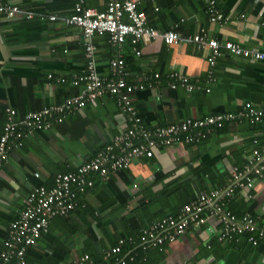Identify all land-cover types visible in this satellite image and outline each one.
<instances>
[{
    "label": "crops",
    "instance_id": "0c3cea01",
    "mask_svg": "<svg viewBox=\"0 0 264 264\" xmlns=\"http://www.w3.org/2000/svg\"><path fill=\"white\" fill-rule=\"evenodd\" d=\"M5 1L36 18L12 19L0 14V137L8 108L22 117L78 95L82 86H74L72 79L87 64L82 30L63 20L73 13L76 0ZM216 1L228 17L225 24L210 22L209 0H143L139 8L149 25L160 32L177 25L181 36L188 38L204 30L220 43L264 52V0ZM107 2L87 0V6L103 11ZM42 15L58 20L41 21ZM94 43L97 71L109 77L115 54L105 36H96ZM137 48L140 56L128 40L120 53L128 82L150 79L154 83L153 89L133 96L149 130L219 113L238 114L247 103L264 107V61L252 62L224 51L216 59L212 82L208 75L213 54L208 47L193 42L169 46L159 38L143 41ZM174 72L198 81L199 89H171L168 76ZM157 73L160 80L154 77ZM60 78L65 82H58ZM127 127L117 98L106 94L97 107L87 106L50 130H35L21 148L12 151L0 182V252L10 225L20 217L24 200L35 187H51L59 173L75 172ZM255 140L264 149V122L240 120L198 144L160 148L152 158L136 159L129 169L107 180L96 178L95 186L77 197L78 206L71 215L51 221L49 232L28 250L27 264H75L85 254L98 264L106 250L129 237L136 239L134 250H141L127 264H264V240L257 247L246 238L220 241L221 223L216 217L192 225L162 250H143L137 242L143 230L178 215L199 195L213 191L234 189L231 196L224 195L212 204L222 201L237 216L264 214V177L255 180L250 193L236 186L233 177L244 171Z\"/></svg>",
    "mask_w": 264,
    "mask_h": 264
},
{
    "label": "built area",
    "instance_id": "2783aa9c",
    "mask_svg": "<svg viewBox=\"0 0 264 264\" xmlns=\"http://www.w3.org/2000/svg\"><path fill=\"white\" fill-rule=\"evenodd\" d=\"M142 1L108 0L106 9L101 11L89 8L87 0H76L73 13L63 20L69 26L80 28L84 36L87 64L81 74L74 75L72 79L74 86H82L81 92L61 104L46 106L40 111L28 112L22 117H19L13 108L6 110V121L0 137V182L11 152L21 148L25 139L35 130H50L87 106L97 107L99 99L106 94L117 98L119 108L126 115L128 127L104 150L78 167L75 172L59 173L51 187L40 185L28 194L20 217L9 227L7 239L0 252V264H27L28 249L35 247L49 231L50 220L74 212L78 206L77 195L85 193L88 188H93L96 178L107 180L112 174L129 169L136 159L152 158L160 148L183 143L198 144L228 124L240 120L254 124L264 122V107L247 103L244 110L238 114L219 113L203 119H189L177 125L149 130L134 106L133 96L138 91L153 89L154 83L150 79H144L142 83L137 84L128 82L126 62L120 53L128 40L134 47L135 54L139 56L141 55V51L137 48L139 43L159 38L169 46L193 42L201 48L208 47L213 54L209 58L208 75L212 82H215L216 59L224 51L252 62L264 61V52L246 49L231 42L220 43L217 39L210 38L204 30L188 38L181 36L177 25L168 31L160 32L149 25L146 13L140 10ZM206 12L211 23L225 24L228 21V17L219 9L216 0H209ZM0 14L12 19L36 18L33 13L5 0H0ZM39 19L55 22L58 17L42 15ZM96 36H105L115 54L110 61L109 77H102L97 71L98 47L94 43ZM49 77L53 78L52 75ZM154 77L156 80L161 79L158 73ZM168 78V85L173 90L184 88L194 92L199 89L198 81L194 82L183 73L174 72ZM57 81L65 82L61 78ZM254 144L255 148L244 171H237L233 176L236 186H241L248 193L254 189L255 180L264 177V149L258 147V140H255ZM233 192L232 188L224 192L213 191L210 194L199 195L178 215L165 217L143 230L138 237L139 246L143 250L152 247L162 250L167 242L176 241L192 225L205 224L210 216L218 218L221 223L220 241L232 242L246 238L252 246L257 247L264 240V214L246 213L237 216L222 201L212 204L224 195L231 196ZM249 198H252V195H249ZM210 204H212L210 212L206 215L205 210ZM135 244L136 239L133 237L120 239L116 246L104 252L105 262L115 260L123 253L124 247L132 248ZM75 264L97 263L89 254H85Z\"/></svg>",
    "mask_w": 264,
    "mask_h": 264
},
{
    "label": "trees",
    "instance_id": "16d2710c",
    "mask_svg": "<svg viewBox=\"0 0 264 264\" xmlns=\"http://www.w3.org/2000/svg\"><path fill=\"white\" fill-rule=\"evenodd\" d=\"M81 194H83V193H81ZM80 194H78L77 195V197L79 196ZM73 213V212H72ZM71 213V214H72ZM71 214H69V215H71ZM68 215V216H69ZM68 216H64V217H62V218H67ZM52 220H54V219H52ZM52 220H50V223H49V229H50V224H51V221ZM49 232V231H48ZM8 236V235H7ZM114 247V246H113ZM31 248H33V247H31ZM31 248H29V249H31ZM28 249V250H29ZM124 249H125V247H124ZM141 249H139V248H137V249H135L134 250V247L133 248H128L127 250H124L123 251V253L120 255V256H118L117 258H115V260H113V261H111V262H109V263H107V262H105V260H104V254H103V261L102 262H99L98 264H123V261L125 262V264H127V262L128 261H130L133 257H134V255H135V253L136 252H138V251H140ZM28 253V252H27ZM28 255V254H27ZM91 256V255H90ZM91 258H92V256H91ZM92 260L95 262V260L92 258ZM97 262V261H96Z\"/></svg>",
    "mask_w": 264,
    "mask_h": 264
},
{
    "label": "bare ground",
    "instance_id": "6f19581e",
    "mask_svg": "<svg viewBox=\"0 0 264 264\" xmlns=\"http://www.w3.org/2000/svg\"><path fill=\"white\" fill-rule=\"evenodd\" d=\"M96 180V179H95Z\"/></svg>",
    "mask_w": 264,
    "mask_h": 264
}]
</instances>
